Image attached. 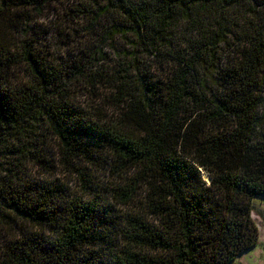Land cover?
<instances>
[{"label":"trees","instance_id":"1","mask_svg":"<svg viewBox=\"0 0 264 264\" xmlns=\"http://www.w3.org/2000/svg\"><path fill=\"white\" fill-rule=\"evenodd\" d=\"M255 197L264 0H0V264H233Z\"/></svg>","mask_w":264,"mask_h":264},{"label":"rangeland","instance_id":"2","mask_svg":"<svg viewBox=\"0 0 264 264\" xmlns=\"http://www.w3.org/2000/svg\"><path fill=\"white\" fill-rule=\"evenodd\" d=\"M47 24L50 23L47 22ZM104 48L106 53L111 54V45L107 44ZM252 216L254 224L258 229L257 244L253 248L238 256L233 261V264H264V197H255L253 199Z\"/></svg>","mask_w":264,"mask_h":264},{"label":"water","instance_id":"3","mask_svg":"<svg viewBox=\"0 0 264 264\" xmlns=\"http://www.w3.org/2000/svg\"><path fill=\"white\" fill-rule=\"evenodd\" d=\"M208 181H210V179L208 178Z\"/></svg>","mask_w":264,"mask_h":264},{"label":"bare ground","instance_id":"4","mask_svg":"<svg viewBox=\"0 0 264 264\" xmlns=\"http://www.w3.org/2000/svg\"><path fill=\"white\" fill-rule=\"evenodd\" d=\"M205 179H207L206 176H205Z\"/></svg>","mask_w":264,"mask_h":264}]
</instances>
